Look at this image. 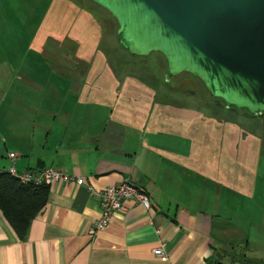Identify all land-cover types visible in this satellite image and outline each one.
<instances>
[{
  "label": "rangeland",
  "instance_id": "rangeland-1",
  "mask_svg": "<svg viewBox=\"0 0 264 264\" xmlns=\"http://www.w3.org/2000/svg\"><path fill=\"white\" fill-rule=\"evenodd\" d=\"M107 18L88 0H0V160H7L2 156L6 140L11 145L24 127L27 133L31 127L35 129L36 137L54 124L48 117V90L43 88L38 96L33 94L42 87L38 74L41 63L28 57L55 55L67 67L73 55L80 60L86 57L84 101L89 105L109 104V108L104 106L111 111L107 118L111 121L130 118L132 124L121 125L127 144L136 138H144L147 143L150 134L163 140L168 155L163 156L164 168L163 173L159 172L157 186L173 192L188 210L198 207L208 215L212 204L220 202L222 218L230 221L240 219L241 211L245 214L240 219L242 223L232 224L259 241L264 237V113L248 116L242 110L223 108L210 98L200 81L186 74L167 82L165 63L158 54L146 58L121 54L115 47L116 26ZM60 97L66 102L74 99ZM59 119L62 116L56 121L57 129L62 122ZM217 151L232 156V164L229 157L219 160ZM196 161L208 167L222 163L227 174L219 179L227 182L232 191L222 185L217 190L213 188V193L209 191L213 184L204 183L205 178L195 180L199 178L197 173L186 165ZM256 162L258 168L260 165L258 172ZM221 189L230 196L224 198ZM257 218L261 225H256ZM261 252L255 254L264 258Z\"/></svg>",
  "mask_w": 264,
  "mask_h": 264
},
{
  "label": "crops",
  "instance_id": "crops-1",
  "mask_svg": "<svg viewBox=\"0 0 264 264\" xmlns=\"http://www.w3.org/2000/svg\"><path fill=\"white\" fill-rule=\"evenodd\" d=\"M28 59L41 63L38 74H41L42 87L32 92L38 96L43 88L48 90L47 103L51 111L48 117L54 124L36 137L35 129L31 127V132L27 133L24 127L11 145L6 140L9 147L5 146L2 156L7 160H0V172L9 165L8 154L14 153L13 166L17 173L41 172L51 167L74 178H83L84 186L73 182L48 186L46 206L32 219L24 239L18 237L0 211V264H264V258L255 254L264 251V237L252 240L249 232L232 224L242 223L240 219L245 214L241 211L238 212L241 218L234 222L233 218L231 221L222 218L220 202L213 203L212 207L201 205L210 207L211 215L201 213L198 207L195 211L188 210L181 206L173 192L157 186L159 172L163 173V156L168 155L163 140L150 134L147 143L144 138H136L127 144L121 125L123 122L132 124L130 118L111 121L107 119L111 111L104 106L109 108V104L85 102L87 96L83 89L86 86L82 87L85 82L67 76V70L60 67L66 64L59 62L58 65L43 55ZM62 95L74 99L66 102L61 99ZM60 116L62 122L57 129L56 121ZM55 125L56 129H52ZM219 154V160L222 156L229 157L232 164V156ZM186 166L197 173L199 178L195 180L205 178L204 183L213 184L209 191L214 193L213 188L217 190L222 185L232 191L226 186L227 182L219 179L227 174L222 163L208 167L196 161ZM256 168L258 172L257 162ZM130 180L146 190L150 209L146 211L139 204L122 201V210L113 214L109 224L91 233L100 217V206L86 187L102 189ZM240 191L245 192L243 188ZM192 195L195 197L197 193ZM261 224L257 218L256 225ZM156 247H161L165 257L153 253Z\"/></svg>",
  "mask_w": 264,
  "mask_h": 264
},
{
  "label": "water",
  "instance_id": "water-1",
  "mask_svg": "<svg viewBox=\"0 0 264 264\" xmlns=\"http://www.w3.org/2000/svg\"><path fill=\"white\" fill-rule=\"evenodd\" d=\"M133 57L155 53L164 79L186 74L226 109L264 113V0H90Z\"/></svg>",
  "mask_w": 264,
  "mask_h": 264
},
{
  "label": "built area",
  "instance_id": "built-area-1",
  "mask_svg": "<svg viewBox=\"0 0 264 264\" xmlns=\"http://www.w3.org/2000/svg\"><path fill=\"white\" fill-rule=\"evenodd\" d=\"M16 159L14 153L8 154L9 165L4 171L18 178L20 182H34L36 184L43 183L47 186H52L58 182L75 183L76 186H84L83 178H74L68 173L60 169L46 168L38 173L28 171L17 173L13 161ZM86 187V186H85ZM90 197L98 202L100 206V217L95 221L94 229L103 230L110 222L114 213L122 210V201H131L134 204H139L144 210H149L151 207L147 192L140 186H137L134 181H123L117 185L108 186L102 189H93L86 187ZM159 233V229L157 230ZM153 253L159 257H165V253L161 247L153 249Z\"/></svg>",
  "mask_w": 264,
  "mask_h": 264
},
{
  "label": "trees",
  "instance_id": "trees-1",
  "mask_svg": "<svg viewBox=\"0 0 264 264\" xmlns=\"http://www.w3.org/2000/svg\"><path fill=\"white\" fill-rule=\"evenodd\" d=\"M88 2L97 7L92 4L90 0H88ZM97 8L101 10L99 7ZM101 11L104 12L103 10ZM212 100L216 104L222 105L223 108H225L220 101L214 99ZM229 110L233 111L236 109L229 108ZM245 113L248 116H252L247 112ZM28 172L38 173L34 171ZM48 195L49 187L43 183H23L6 171L0 172V211L3 213L4 217L7 219L20 239H24L26 237L28 227L32 219L38 216L46 206Z\"/></svg>",
  "mask_w": 264,
  "mask_h": 264
},
{
  "label": "flooded vegetation",
  "instance_id": "flooded-vegetation-1",
  "mask_svg": "<svg viewBox=\"0 0 264 264\" xmlns=\"http://www.w3.org/2000/svg\"><path fill=\"white\" fill-rule=\"evenodd\" d=\"M91 6H93V5H91ZM94 8H96L98 11H100L97 7H95V6H93ZM102 12V11H101ZM104 15H106L104 12H102ZM107 17H108V15H106ZM107 19H110L112 22H113V20L109 17V18H107ZM114 23V22H113ZM115 24V23H114ZM116 26V25H115ZM115 31H116V29H115ZM59 47V46H58ZM116 48H118V46L116 45L115 46ZM118 50H119V48H118ZM120 51V50H119ZM121 52V54H124V53H122V51H120ZM126 54V53H125ZM128 55V54H127ZM51 56V58H49V57H46L47 59H49V60H52V62L53 63H56V64H58L59 65V62L56 60V57H55V55H50ZM74 56V59H70V61H69V63L71 64V66L70 67H67V65L65 66V67H62V66H60L61 68H62V70L64 71V68L67 70V76H69V75H72L73 77H74V81H76L77 80V82L80 80V79H83L84 77V75H85V73H86V71H87V69H88V58H82L81 60H80V58H79V56L78 55H73ZM77 56H78V58H77ZM45 57V56H44ZM77 59H78V61H77ZM86 84V83H85ZM261 116V115H260Z\"/></svg>",
  "mask_w": 264,
  "mask_h": 264
}]
</instances>
